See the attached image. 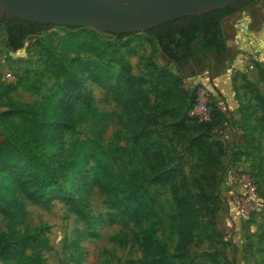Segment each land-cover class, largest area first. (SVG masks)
Segmentation results:
<instances>
[{"label":"rangeland","instance_id":"rangeland-1","mask_svg":"<svg viewBox=\"0 0 264 264\" xmlns=\"http://www.w3.org/2000/svg\"><path fill=\"white\" fill-rule=\"evenodd\" d=\"M61 28L50 29L42 46H33L29 39L18 51L6 47L0 31V114L24 113L0 119V130L6 128L25 141L33 138L24 123L42 124L45 96L73 76L97 112L113 114L104 144L126 147L130 144L123 127L130 102L126 76L143 79L140 90L146 96L142 104L150 117L149 131L196 211L194 240L186 250L189 258L194 264H264V0L223 21V52L198 50L179 68L167 62L157 41L146 33L117 39L89 28ZM67 40L81 41L85 49L64 56ZM155 68L180 78L184 89L163 79ZM192 85L198 86L197 104L210 112L216 109L211 119L210 113L205 119L199 110L187 111L192 93L185 91ZM64 113L61 122L67 130L56 138L62 149L86 139L92 125L76 97ZM214 122L217 126L210 127ZM196 137L210 145L212 158L191 146ZM55 154L57 147L50 153ZM94 167L90 164L83 175L68 179L59 176V191L49 209L25 202L26 221L17 230L38 237L36 253L42 264H138L143 258L144 224L138 229L128 219L112 215L96 189L86 201L78 192L79 180ZM144 183L159 204L166 229L163 240L173 255L177 237L169 223L173 214L169 186L149 176H144ZM15 239L0 217V264H16Z\"/></svg>","mask_w":264,"mask_h":264},{"label":"trees","instance_id":"trees-1","mask_svg":"<svg viewBox=\"0 0 264 264\" xmlns=\"http://www.w3.org/2000/svg\"><path fill=\"white\" fill-rule=\"evenodd\" d=\"M255 2L256 0H241L224 10L208 13L201 18H181L146 34L157 41L167 62L179 68L195 57L198 50L203 54L223 52V21ZM52 28L55 27L32 24L5 15L0 31L5 33L6 47L11 51H18L29 39L33 46H42L48 41V31ZM129 36L131 35L115 37L122 39ZM63 48L64 56L85 49L81 41L75 40H67ZM155 69L163 79L184 89L182 80L170 71ZM126 77L127 93L130 96L123 126L130 135V144L126 147H121L118 143L104 144V135L113 114L97 112L84 87L73 76L58 82L56 89L45 96L42 124H30L27 120L24 123L27 130L33 131V138L25 141L12 135L6 128L0 130V217L10 234L16 237L13 241L14 254L12 253V257L17 259L16 264H42L36 253L38 237L29 233L21 234L17 230L26 221L25 202L49 209L54 195L59 191V176L68 179L83 175L90 164L95 167L79 180L78 192L82 193V199L86 201L96 189L111 207L112 215L128 219L138 229L143 228L144 224L141 235L143 258L138 264H194L186 250L194 240L196 211L187 190L181 189L176 183L174 172L168 169L161 144L153 140L149 131L150 117L146 112V103L142 104L146 101V96L140 90L145 81L130 75ZM197 88L198 86L192 85L190 91H185L192 93L187 111L198 103ZM73 97L84 103L92 121L91 130L86 139L73 141L66 149H62L61 144L56 145V138L67 130L61 118L66 115L64 112L69 108ZM215 111L216 109L209 111L210 119ZM22 113L23 110L4 112L0 114V119ZM220 117L224 119L225 115ZM261 122L264 124V116ZM217 123L210 124V127H216ZM242 127H245V123ZM121 135L120 132L116 134L118 139ZM191 146L204 152L209 159L212 158V149L202 138H194ZM55 147L57 154L50 155ZM14 155L23 157L25 163ZM144 176L169 186L173 212L169 223L173 227L172 233L177 237L173 255L168 253L169 247L163 240L166 229L159 204L145 188Z\"/></svg>","mask_w":264,"mask_h":264},{"label":"water","instance_id":"water-1","mask_svg":"<svg viewBox=\"0 0 264 264\" xmlns=\"http://www.w3.org/2000/svg\"><path fill=\"white\" fill-rule=\"evenodd\" d=\"M241 0H0L10 16L32 24L89 28L113 36L147 33L186 17L224 10Z\"/></svg>","mask_w":264,"mask_h":264},{"label":"built area","instance_id":"built-area-1","mask_svg":"<svg viewBox=\"0 0 264 264\" xmlns=\"http://www.w3.org/2000/svg\"><path fill=\"white\" fill-rule=\"evenodd\" d=\"M9 77V76H8ZM198 110L199 111H201L204 115H205V119H207L208 118V113H210L209 112V110L208 109H206V107L204 106V104H197L194 108H193V111H196V113L198 112ZM192 111V113H191V115L193 116L194 115V113L195 112H193ZM197 118H198V120L199 121H202L203 119H201V118H199L198 116H197ZM252 190H251V194H252Z\"/></svg>","mask_w":264,"mask_h":264}]
</instances>
